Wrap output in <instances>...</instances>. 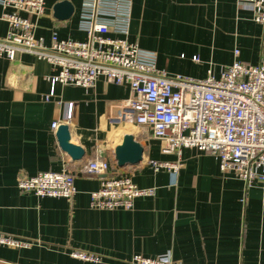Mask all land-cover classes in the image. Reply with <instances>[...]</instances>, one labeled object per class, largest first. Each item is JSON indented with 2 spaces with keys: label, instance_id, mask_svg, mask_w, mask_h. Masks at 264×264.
I'll return each mask as SVG.
<instances>
[{
  "label": "crops",
  "instance_id": "0c3cea01",
  "mask_svg": "<svg viewBox=\"0 0 264 264\" xmlns=\"http://www.w3.org/2000/svg\"><path fill=\"white\" fill-rule=\"evenodd\" d=\"M61 0H44L35 37L48 46L58 38L82 40L77 30L80 0H68V19L53 16ZM130 40L157 54V67L169 74L204 79L219 77L237 58L256 65L264 46V25L252 8L237 0H134ZM1 14V9H0ZM33 19V18H32ZM0 18V38L7 33ZM198 58V61L194 60ZM52 65L34 54L0 57V234L29 242L24 248L0 244V264H127L132 256L170 253L177 264H264V187L247 190L241 180L223 175L216 158L194 148L164 153L158 140L134 124L111 123L109 108L128 90L98 80L96 87L56 84ZM58 85V86H57ZM69 87V88H65ZM74 104L67 122L84 148L82 160L70 161L59 148L51 123L62 121L65 104ZM131 133L144 148L142 161L118 167L113 149ZM96 156L107 159L112 174L127 175L152 196L134 200L131 210H93L90 193L101 176L82 165ZM149 159L177 164L176 172L153 171ZM66 167L76 193L65 198L37 197L17 187V179ZM71 250L98 254L100 262L70 256Z\"/></svg>",
  "mask_w": 264,
  "mask_h": 264
},
{
  "label": "built area",
  "instance_id": "2783aa9c",
  "mask_svg": "<svg viewBox=\"0 0 264 264\" xmlns=\"http://www.w3.org/2000/svg\"><path fill=\"white\" fill-rule=\"evenodd\" d=\"M252 8L253 21L264 25V0H237ZM134 0H80L77 30L82 40L58 38L53 32L48 46L35 37L44 0H0V18L8 29L0 38V57L16 59L30 53L49 62L56 73L48 78L53 96L56 84L94 89L99 79L125 86L127 97L108 111L111 123L134 124L158 140L164 153L180 154L194 148L212 155L223 175L241 180L247 190L255 183L264 187V46L259 62L251 65L237 58L223 68L219 77L208 71L204 79L169 74L157 67V54L130 40ZM33 18V19H32ZM198 61L197 57H194ZM74 104H65L62 121L72 120ZM158 171L176 172L177 164L149 159ZM107 159L87 160L81 171L101 176L100 186L90 193L93 210H131L134 200L152 196L154 188H139L127 175L112 174ZM17 187L37 197L65 198L76 193L74 174L38 172L17 179ZM0 244L24 248L29 242L0 234ZM70 256L100 262L98 254L71 250ZM127 264H177L170 253L155 257L136 254Z\"/></svg>",
  "mask_w": 264,
  "mask_h": 264
},
{
  "label": "water",
  "instance_id": "95a60500",
  "mask_svg": "<svg viewBox=\"0 0 264 264\" xmlns=\"http://www.w3.org/2000/svg\"><path fill=\"white\" fill-rule=\"evenodd\" d=\"M74 7L68 0H61L53 6V16L57 19H68L73 13ZM57 144L72 162L82 160L85 154L84 148L73 139L67 123L61 122L54 130ZM144 148L133 134L125 133L121 142L113 149V159L118 167L135 166L143 159Z\"/></svg>",
  "mask_w": 264,
  "mask_h": 264
},
{
  "label": "rangeland",
  "instance_id": "374dc122",
  "mask_svg": "<svg viewBox=\"0 0 264 264\" xmlns=\"http://www.w3.org/2000/svg\"><path fill=\"white\" fill-rule=\"evenodd\" d=\"M58 86V85H57ZM65 88H69V87H65Z\"/></svg>",
  "mask_w": 264,
  "mask_h": 264
}]
</instances>
